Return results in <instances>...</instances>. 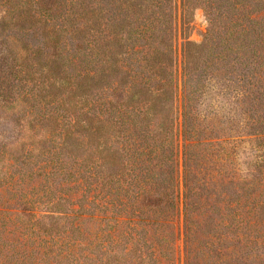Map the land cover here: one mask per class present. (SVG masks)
<instances>
[{"label":"trees","instance_id":"1","mask_svg":"<svg viewBox=\"0 0 264 264\" xmlns=\"http://www.w3.org/2000/svg\"><path fill=\"white\" fill-rule=\"evenodd\" d=\"M180 7L0 0V264H264V0Z\"/></svg>","mask_w":264,"mask_h":264},{"label":"rangeland","instance_id":"2","mask_svg":"<svg viewBox=\"0 0 264 264\" xmlns=\"http://www.w3.org/2000/svg\"><path fill=\"white\" fill-rule=\"evenodd\" d=\"M181 0H177V14L180 15L181 12ZM193 21H192V32L190 33V39L196 42H200L202 40L203 34L206 31L208 26V20L202 8H196L193 12ZM176 71H177V80L179 84V98L178 105L179 110H181V87H182V39L179 32L178 41L176 44ZM181 114V111H179ZM179 123L181 124V115ZM0 132H3L5 136H10L11 125L7 122L0 124ZM180 158L181 155H180ZM179 233L180 238L178 240V257L180 264H183V218L180 214L179 217Z\"/></svg>","mask_w":264,"mask_h":264}]
</instances>
